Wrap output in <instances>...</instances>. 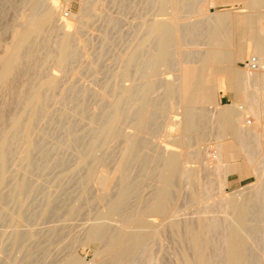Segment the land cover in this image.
<instances>
[{
  "label": "bare ground",
  "instance_id": "1",
  "mask_svg": "<svg viewBox=\"0 0 264 264\" xmlns=\"http://www.w3.org/2000/svg\"><path fill=\"white\" fill-rule=\"evenodd\" d=\"M47 1L24 0L23 4L26 7L28 6V13L21 15L20 19H16L18 21L13 22L11 25L9 24L10 19L7 21L8 25H10V38L8 42L5 41L3 36L6 33L0 32V87L8 90L11 99L7 106L14 107L15 109L9 117L5 116L4 108L0 110V190L7 184V179L10 177L9 173L11 172H8V168L13 155V140H19L21 143V147L17 153L19 157H16L19 158L21 163L29 164L33 158V156L31 158V155L34 143H28L27 140L29 137H34V134L39 131L40 126L38 127L37 125L38 115L42 112L45 113L48 109L46 107V103H48L46 92L48 93V90L61 86L58 85L59 82L57 81V77H55V73V76H52L53 74L50 76L43 75L45 63L51 60L57 69L66 71L74 62L75 54L79 53H75L77 49L74 50L73 46L74 36L77 37L79 32L77 34L76 30V33L73 31L77 35L70 34L69 32L56 33L54 26L57 25H54V23L57 11L60 10V3L59 0ZM81 1L86 6V10H82L81 15L79 14L80 24L83 27L90 18L88 10L90 7L94 8L95 5L99 7L97 4L100 0ZM214 1L153 0L152 9L154 8L155 14L160 16V19L151 18L152 20H143L144 22H141L142 26L141 24L139 25L141 26L140 36H133L130 44L129 42L125 44L129 45L126 53L122 54L121 62L119 61L121 71L118 76L122 79H130L133 76L132 83L130 86L121 89V91H117L118 93L111 94V109L109 116H107L108 120L101 124V126L99 125L100 127L96 135L94 134L95 138H92L93 141L89 144V149L80 159L81 164H86L88 161L90 162L89 159L96 149L107 146L110 148V143L113 145V143H118L120 140L123 141L120 157H117L118 160L112 169L104 168L102 171L99 170L100 172L97 175H94L95 171H93L92 167L89 170L87 169L89 171V178H94L95 183L99 186L100 193L98 199L100 201H107L106 209L104 212H95V221L93 220L92 223L83 229L82 237L80 239L77 238L79 240L74 239L67 243V245H70L71 242L74 243L76 241L78 244L81 241L84 244H88V247L91 243L98 244L99 248L95 254L96 262L93 264H140L143 260H148L149 262L153 260L155 263L154 256H157L155 252L159 251L161 254L165 250L163 244H161V237H163L162 234L166 233L167 229H170L171 233H175V235H173L174 233L172 234L173 239L179 241L182 246L179 257H177L178 261H175L177 262L176 264H256L257 258L259 259V263L262 262L264 264V0H245V7L250 11L248 12L247 9H244L248 13L243 14L244 12L240 13L238 11L237 13L235 12L237 15L233 12L234 16L227 12L211 13L209 7ZM127 3L130 2L128 1ZM147 3L149 2L147 1ZM3 4L2 6H4ZM103 4L102 7H106L109 3L104 2ZM147 5V9H149L150 3ZM19 9H22V6ZM101 11L104 12L105 10ZM126 11L122 12L125 13ZM190 12L193 13L192 17H197V19H194L196 21L195 24H186L188 19L184 20V18L190 16L188 15ZM102 16L104 18L105 14ZM113 20L112 22L114 23ZM118 23L115 24L118 26ZM119 24L122 26L121 23ZM70 27L72 28L71 23L68 20L65 21L64 28L70 31ZM88 27L89 25L86 28ZM76 28L80 27L77 26ZM47 29H50V32H54V35L56 33V36L52 37V39L55 37L56 39L54 42L51 40L53 44H50L52 45L48 42L42 43L41 49H44V52L48 50V53L44 59H41L40 55L43 53H39L40 55H38L35 51H30V47L34 40L42 36ZM4 30H7V28H4ZM58 31L60 32V30ZM64 31L66 30L64 29ZM48 34L50 33L48 32ZM104 37H108L107 34ZM192 39L196 43L201 42L203 47L201 48L199 44L198 47L200 46V48L197 49L196 45L190 43ZM48 40L50 39H46V41ZM128 40L130 41V39ZM244 41L252 43L253 51L251 53H253V57H255L257 62L256 69L251 70L249 67H246L247 71H242L233 66L238 53L243 47ZM191 45L194 48L197 47L196 50H192ZM187 46L192 48V51H189ZM103 52L102 54H104ZM141 55L143 56L142 61L137 64ZM28 61H34V66H26L25 64ZM132 67L135 68L133 73H131ZM164 71H170V74L175 72L173 78L171 80L162 78ZM72 74L73 72L69 75ZM219 75L223 76V78H218ZM21 76L26 77L28 83L19 85V87L18 79ZM159 88H162V91L164 90V96L169 100L170 105H166V103L169 104L166 102L167 100H164L166 102L164 103L162 98H158L160 95L156 96ZM221 90H232L234 92L232 104L221 107L218 99V94ZM62 93L59 91V94ZM101 94L106 96V91H103ZM54 95L56 96V94ZM131 98L136 99L135 102L132 100L135 104L128 106L127 102ZM174 105L176 106V110H180L181 119H178L179 117L177 116L180 122L177 123L176 118L172 115L171 117L177 121L173 124L180 125L181 140L179 145L184 148V152L179 153L170 145L163 144L158 146L159 143H157V148L152 149L151 153H141L139 150L141 140L140 136L138 137V133L148 131L150 125H152L151 123H153L152 120L154 119L155 122L156 117H167V112ZM209 105H213L214 109H217L219 106L220 108L216 111H209ZM48 110H50V107ZM209 112L213 115H209ZM247 115L254 117V129H250L245 124V117ZM212 116H214L213 119H215L217 124L219 137L230 136L233 140L231 143L222 142L216 146L218 152H215L217 160L214 170L219 174V177L225 179L235 169L232 161L242 156L244 160L252 165L253 170L259 174V178H257L259 180L250 191L247 192L246 190V193L244 191L240 197L218 196L219 200L217 199L216 202L212 200L214 204L212 202L211 204L208 203L207 200H202L210 196L211 181L208 179L205 182H201L199 174H197L198 172L195 171L197 169L194 170L184 166L185 163L192 162L194 158L199 157L201 149L200 147L198 148V144L206 137L207 128H211H209V123L212 121ZM103 117V119L106 118L105 116ZM128 118L132 120V127L136 132L134 134H127L128 132L123 134L120 131L121 128L119 127L122 122L124 120L128 121ZM158 131L157 129L155 134ZM147 141L149 142V140ZM194 146L196 147L195 149L189 150ZM257 149L261 151V153L259 152L261 159L255 161ZM16 152L15 150L14 153ZM92 160L96 165L103 164L101 155L100 157H92ZM224 162L226 163L225 165H223ZM133 164L139 165L141 173L138 177L131 174ZM85 167L88 166L85 165ZM179 180V183L185 182L184 184L187 183L191 186V201H193V205L196 203H201L202 205L197 213V217H193V222H187L186 218V220L183 219L185 221L183 222L181 219H178V216H176L177 218L174 216L177 207L174 202V189L178 187L177 182ZM150 181H154L155 188L154 191L152 190L151 198L148 195L149 198L146 199L143 195V187L149 184ZM26 183L25 179L18 181L15 191L17 193H24L27 190ZM112 187L116 188L115 194L111 193ZM83 195L85 194L83 193ZM53 201L47 200L46 207L40 214L42 219L50 213ZM20 205L24 206V200H20ZM216 208L223 213L224 216L222 218L209 215ZM258 208L260 209L259 211ZM79 212V206L73 205L68 211V217L74 216L75 219V215ZM16 216L22 220L21 212L17 213ZM147 217L160 218V221L156 222L154 219L147 220ZM111 218H117L120 221V225L113 227L108 222L109 220L107 221V219ZM255 218L257 219L256 228V223L253 225ZM80 233L82 234V232ZM258 233H260L259 236L256 235ZM257 236L258 241H255ZM168 238H170V235ZM14 241L17 242L16 235L14 236ZM166 260L169 261L168 259ZM33 261H35L34 258ZM87 262L85 263L76 258V255L74 257L70 254L60 260L59 264L90 263Z\"/></svg>",
  "mask_w": 264,
  "mask_h": 264
},
{
  "label": "rangeland",
  "instance_id": "2",
  "mask_svg": "<svg viewBox=\"0 0 264 264\" xmlns=\"http://www.w3.org/2000/svg\"><path fill=\"white\" fill-rule=\"evenodd\" d=\"M128 1L130 3H127ZM147 1L150 3L149 9H147L146 7L147 4L149 5ZM23 2L24 0H17V1L16 0H10V1L2 0L0 1V32L3 34L6 33L3 35L6 42H8L10 38L9 26L13 22L14 23L17 22L20 19L21 15L28 13V6L27 7L26 5L24 6ZM47 2H51V1L48 0ZM104 2H107L109 4L108 5L105 4L107 6L102 7V5H104L103 4ZM59 3H60L59 4L60 10L57 11L58 13L56 15L57 17H55V23H54V25L55 24L57 25V26H54L55 32L56 33L69 32L70 34H75L76 32L78 34L79 32L78 35L75 34L77 35V37L74 36V42H73L74 50L77 49L75 50V53L76 52H79V53L75 54L76 56L77 55L78 56L77 57L75 56L74 62L70 65L71 67L69 66V68L66 71H60L59 69H57L54 66V62L51 60L45 63V66L43 69L44 71L43 75L44 76H50L51 74H53L52 76L56 75L55 77H57V81L59 82L58 85L59 86L61 85V86L56 87L55 89L48 90V93L46 92V97H47V102H48L46 103V107L48 109L50 107V110L47 109L45 113L42 112L43 115L42 113H40L41 115L40 114L38 115V119H37L38 122L37 121L36 122L38 123L37 124L38 127L40 126L39 131L36 134H34L35 138L29 137L27 140L28 143H34V149L31 155V158L32 156L33 158L30 160L29 164H24L19 161V158H17L19 157L17 153H18L19 148L21 147V143L19 140H16V139L13 140L14 142V147L12 151L13 155H12V160L10 161L9 168H8L9 170L8 172H11L9 173L10 177H8L7 179V182H6L7 184H5V186L0 190V264H15V263L16 264H29V263L30 264H54V263L59 264L60 260H62L63 258L67 257L70 254L73 255L74 257L76 255V258L84 261L85 263L87 261L90 262L89 264H93L96 262L95 254H96L97 249L99 248L98 244L91 243L89 244V247H88V244H84L81 241H79L81 244L79 242L77 244L76 241L74 243L71 242L70 245H67V243H69L68 241H71L74 239L79 240L82 237L83 229H85L87 225L92 223L93 220L95 221V218H94L96 214L95 212L99 213V212L105 211L106 209L105 206L107 205V201H100L98 199V195L100 193L99 186L97 185V183H95L94 178L93 179L89 178L88 170L90 167H92L93 171L96 172V174L94 172V175H97L100 172L99 170L102 171L104 168L109 169V170L112 169L116 161L120 157V154L123 148V141L120 140L118 143L116 142L117 144L113 143V145H111L112 143H110V145L108 144L109 146H111L110 148H108V146L104 148L101 147L93 151L92 157H100L101 155V159L103 160L102 165H96L94 161L92 160V157L89 159L90 162L88 161L90 164L88 162L86 164H81L80 159H81V156L85 154L86 151L89 149V144H91V142L95 138L94 136L96 135L98 128L101 126V124L105 123L108 120L107 116H109V112L111 109V103H110L111 94L114 95L115 93H118L119 91H121V89L130 86L132 83L133 76L130 79H126V78L122 79L120 78V76H118L119 72L121 71V64L119 65V61L121 62V58L123 56L122 54L126 53L127 47L132 41L133 36L134 37L140 36V30L142 26L141 22L143 23L145 20L160 19V16H157V14H155L156 12L154 8L152 9L153 0H145V1L144 0H127V1L121 0V2L120 0H107V1L103 0L102 2L100 0V2L97 4L99 7H96V5L94 7L97 10L90 7V9L88 10L90 18L87 24L81 27L80 18H79L81 15L80 13L82 12V10H86V6L83 4V2L81 0H59ZM2 4L4 6H2ZM120 4L122 7L120 6ZM21 6H22V9H19ZM16 9L19 11H17ZM100 9L101 10L104 9L105 11L103 12ZM123 9L125 11L127 9L128 10L124 13L122 12L124 11ZM242 9L243 10L247 9L248 12L250 11L248 8L245 7V0H215L213 4L209 7V11L211 13L212 12H217V13L227 12L230 15H232L233 12L235 15H237L236 13L238 11L240 13L244 12L243 14H245L247 11L246 10L243 11ZM100 11L103 13H101ZM104 14H105V17L103 18L102 15ZM234 14L232 16H234ZM188 15L190 16L188 17L186 16L187 18H184L185 21L186 19H188L186 24H189V23L195 24L196 21H194V19H197V17L196 16H195L196 18L192 17L193 13L191 12L188 13ZM110 17L114 19L113 20L114 23L112 22V19ZM67 20L68 22L71 23V26H72V28L70 27L69 29L70 31L64 28V22ZM106 20L107 21L110 20V21L107 22ZM7 21H9L10 25H8ZM118 21L119 23L122 24V26H120ZM76 23H78L79 25ZM115 23L116 24L118 23V26ZM114 24H115V27L117 28L114 27ZM140 24L141 26H139ZM74 25L80 28H76ZM87 25H89L88 28H86ZM3 27L5 29L7 28V30H4ZM109 28L111 29V31ZM64 29L66 31H64ZM47 30L42 36H40V37H43V36L44 37L36 38L37 40L35 39L33 44L30 47V51H35L38 55H40L41 53L43 54L45 53L44 55L41 54L43 57L40 55L41 59L42 58L44 59L46 57V54L48 53V50H45L44 52V49H41L42 43L48 42L49 44L50 43L53 44V42L56 39V37L52 39V37L56 36V33L54 35V32H50L51 31L50 29H47ZM57 30H60V32L59 31L57 32ZM48 32L50 33L48 34L49 36L47 35ZM123 33L125 34L123 35ZM100 34L102 35V37ZM106 34L108 37L105 38L104 36H106ZM48 38L50 40L46 41V39ZM128 39H130V41ZM128 42L129 44L125 45ZM40 43L41 45L39 46ZM190 43L192 45H196L197 47L200 44L201 48L203 47V44L201 42L199 43L197 42L198 43L197 44L196 41H193V39L191 40ZM192 45L190 47H192L193 49L187 46V49L189 51L196 50L197 47L194 48V46ZM200 46L197 49H199ZM95 48L96 50H94ZM102 51H104L103 52L104 54H102ZM123 51L124 53H122ZM252 51H253L252 43L250 41H244L243 47L238 53V57L235 59L233 63L234 68L236 69L239 68V70L247 71L245 67V62L249 58L253 57V53H251ZM142 57L143 56L141 55L140 60L137 61V64L142 61ZM91 60L94 61V63H92ZM34 64H35L34 61H31V62L28 61L26 62L25 65L26 66L28 65V67H31V66H34ZM134 70L135 68L132 67L131 73H133ZM72 72L73 74L69 75ZM174 73L170 74V71H164L162 78L171 80L173 78ZM220 76L221 75H219L218 78L222 79L223 76L221 77ZM20 78H22L23 80L22 79L20 80ZM20 78L18 79V86L28 83V79L26 77L21 76ZM0 88H1L0 97L2 98V99L0 98V110L4 108L5 116L7 115L9 117V115H11L15 110L14 107L7 106L8 103L10 102L11 96L8 90L4 89L3 87H0ZM159 89L156 93V96L160 95L158 98H162L163 102L164 100L165 101L167 100L166 102H168L169 104H167L166 102L164 103H166V105H170L169 100L164 96V90L162 91V88H159ZM59 91L60 93L62 92L63 93L59 94ZM103 91H106V96L107 97L109 96L108 98L101 94ZM85 93H86V96H85ZM54 94H56L57 97L60 95L61 96L57 98ZM234 95L235 94L232 90H227V91L221 90L218 94L219 104L221 105V107L232 104L234 100ZM62 98H65V99H62ZM132 100L133 102L136 101V99L134 100V98H131L127 102L128 106H133V104H135L132 102ZM6 101H7V104H6ZM172 108L173 110L171 111ZM172 108H170L169 109L170 111L167 112V117L158 116L155 118V122L153 119L152 120L153 123H151L152 125H150V128L148 131H146L145 133L144 132L138 133L139 134L138 137L140 136L139 138L141 140V146L139 149L141 153H151L152 149L157 148V143H159L158 146H161L163 144L170 145L171 147L175 148L177 152L179 153L184 152V148H182L179 145V142L181 140L180 139L181 137L180 125L173 124L176 120L178 121V119H181V115L179 112L180 110H176L175 105ZM210 108H208L209 111L210 110L216 111L218 108H220V106L217 107V109H214L213 105H211ZM45 115L46 117H44ZM171 115L174 118H176V120L175 119L173 120V117H171ZM209 115H213V114L209 112ZM103 116H105L107 119L106 118L103 119L104 118ZM213 117L214 116H212L211 123H209L210 125L209 128L210 127L211 128L210 129L207 128L206 137L201 143L198 144V148L200 147L201 149L199 157L194 158L192 162L185 163L184 165L185 167H189L190 169H194V170L197 169L195 171L198 172L197 174H199L198 176L201 182H205L208 179L211 181L212 188L209 191L210 196H207V198L202 199V200H207L208 203L210 204L211 202L213 203L214 200L215 202L217 201V199L219 200L220 198L218 196L220 197L221 196L240 197L241 193L243 194L244 191L246 193V190L247 192L250 191L254 187V185H256L257 181L259 180V179L257 180V178H259L258 172L257 171L255 172L253 170L252 165L249 164L246 160H244L243 156H242L243 158L238 157L232 161V163L235 165V169L230 174H228L225 179H222L221 177H219V174L214 170L216 160H217V157H216L217 155H215V152L216 153L218 152V148L216 149V146L222 142L231 143L233 142V140L230 138V136L219 137L218 129L216 127L217 124L215 122V119H213ZM245 119H246L245 124L248 125L250 129H254L255 128L254 117L247 115ZM127 120L131 122L124 120L121 126L119 127L121 128L120 131H122L123 134H126L127 132H128L127 134L136 133L132 127L133 126L132 120L130 118H128ZM179 122L180 120L177 123ZM157 129L159 131L155 134ZM141 137L143 138L141 139ZM79 138L81 141L79 140ZM221 139L223 140L221 141ZM147 140H149V142ZM195 148L196 147L194 146L190 148L189 150L195 149ZM15 150L17 151L16 153H14ZM258 150L259 149L256 150L257 157H255V161H258L261 159V155H260L261 151L260 150L258 151ZM225 164L226 163L224 162L223 165ZM85 165H87L88 167H85ZM10 169L11 170L13 169V170L11 171ZM131 171H132L131 174L137 177L141 173L139 165L137 164L132 165ZM21 179H25L27 182L26 183L27 192L25 191L24 193H17V191H15V186H16V183L20 181ZM153 182L154 181H150L149 184L143 187L144 188L143 195L145 196L146 199L152 196V193H153L152 190L154 191V188H155V183ZM179 182L180 180L177 182L178 187L176 186L177 188L174 189V196H175L174 202L176 203V206H177L176 207L177 210L175 209L176 214L174 213V216L175 217L178 216V219H181L182 221L183 219L184 220L187 219V222H193L194 221L193 219L197 217V213L200 207H202V205L201 203H196L193 205L192 203L193 201H191L192 200L191 186L187 183L184 184L185 182H181V183ZM112 189H111L112 190L111 193L115 194L116 188L112 187ZM83 193L85 195H83ZM86 193L88 194L86 195ZM24 194L25 196H23ZM19 199L24 200V206L20 205ZM47 200H54V201L51 205V209L49 211L50 213L45 218L42 219L40 217V214L42 210L46 207L45 205L47 204ZM81 202L82 204L80 205ZM73 205L79 206L80 208V212L77 215H75V219H74V216L68 217V211L70 207H72ZM179 205H182V206H179ZM92 207H94L93 208L94 210L92 209ZM194 207L195 208L198 207V208H196L195 210ZM259 208L261 209V207ZM259 208H258V211L260 210ZM85 209H87L88 211ZM99 210H102V211H99ZM19 212H21L22 214V220L18 216H16V214ZM209 215H213L219 218H222L224 216L223 213L220 212L217 208L215 209L213 213ZM148 219L149 220L154 219L156 222L160 221V218L158 219V218L147 217V220ZM107 221L113 227L120 225V221L117 218L107 219ZM256 222H257V219L255 218V220H253V225ZM256 226H257V223L255 225V228ZM169 230L168 229L167 231L165 230L166 233L162 234L163 237H161V244H163L164 246L163 248L165 249L164 252L161 254L159 251L155 252V255L157 256H154L155 257L154 260H156V262L158 263L160 262L159 264H171V263L176 264L177 262L175 261L177 260V257H179V253L182 249L180 242L173 239L172 234L174 232L171 233V230L170 231ZM55 232H57L56 237H55ZM80 232H82V234ZM167 232L170 234H168ZM259 234L260 233L256 235L259 236ZM15 235L17 237V242L14 241ZM169 235H170V238H168ZM173 235H175V233ZM258 236L255 239V241H258ZM31 238H34V239L31 240ZM59 238H61L63 242ZM174 238H176V236H174ZM166 240L169 242H167ZM62 243L64 247L62 246ZM74 244L77 246H75ZM75 247H77L78 249ZM156 248L154 247L155 250H157ZM171 249H173L174 251L173 250L170 251ZM43 250L46 252H44ZM33 258L35 259V261H33ZM166 259H168L169 261H167ZM144 261L145 260L141 261L140 264H144V263L153 264L154 263L153 260L152 262H149L148 260H146L145 262ZM156 262L154 264H158ZM256 264H262V262L259 263V259L257 258Z\"/></svg>",
  "mask_w": 264,
  "mask_h": 264
},
{
  "label": "built area",
  "instance_id": "3",
  "mask_svg": "<svg viewBox=\"0 0 264 264\" xmlns=\"http://www.w3.org/2000/svg\"><path fill=\"white\" fill-rule=\"evenodd\" d=\"M245 67H249L251 70L257 68V62L255 60V57H251L245 62Z\"/></svg>",
  "mask_w": 264,
  "mask_h": 264
}]
</instances>
